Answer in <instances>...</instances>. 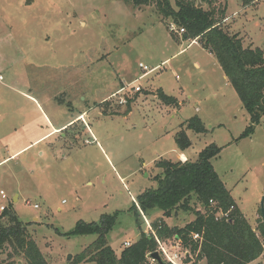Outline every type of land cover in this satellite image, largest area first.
I'll use <instances>...</instances> for the list:
<instances>
[{"label":"rangeland","instance_id":"374dc122","mask_svg":"<svg viewBox=\"0 0 264 264\" xmlns=\"http://www.w3.org/2000/svg\"><path fill=\"white\" fill-rule=\"evenodd\" d=\"M170 1L175 6V0ZM221 3L227 4L230 32L238 34L244 46L264 50V0ZM140 64L153 70L145 74ZM0 76V190L48 264H96L75 259L97 238L68 235L80 221L98 222L119 211L108 241L120 253L141 230L150 233L157 218L170 226L195 218L193 212L182 211L168 218L154 208L147 215L140 212L139 228L134 214L138 195L158 185L155 177L162 170L156 162L180 160L176 135L194 115L208 131L185 130L192 142L188 159L196 161L212 144L221 147L213 165L257 230L264 207V114L254 133L243 136L251 115L217 59L198 42L190 44L172 32L154 5L0 0ZM123 86L127 91L120 96L131 98L129 112L127 102L119 104L112 96ZM136 86L142 91L136 92ZM158 88L180 105L160 100ZM32 97L41 100L56 124L87 110L95 136L78 122L46 145L19 151L41 130L50 129ZM176 242L164 246L174 252L171 245ZM197 254L195 262L188 258L186 264H197ZM2 257L6 259L7 252ZM13 260L29 264L24 255ZM259 262L264 263V253L254 264Z\"/></svg>","mask_w":264,"mask_h":264},{"label":"trees","instance_id":"16d2710c","mask_svg":"<svg viewBox=\"0 0 264 264\" xmlns=\"http://www.w3.org/2000/svg\"><path fill=\"white\" fill-rule=\"evenodd\" d=\"M124 1L136 7L154 5L163 21L167 24L175 22L183 27L184 38L198 39L203 48L213 54L243 107L251 115L252 124L243 136L253 134L264 114V50L244 46L242 38L229 31L224 24L227 4L223 5L221 0H175V6L170 0ZM199 1L201 7L198 6ZM253 1L244 0V4ZM155 95L167 105H180L176 97L166 94L161 88ZM127 103L129 112L130 97ZM186 129L197 133L208 131L198 115L183 122L176 135V143L181 151L192 145ZM220 152L221 147L212 144L200 153L196 161L158 160L156 166L162 172L155 177L157 187L140 193L135 202L134 214L139 228L140 212L147 215L154 208L161 209L164 217L168 218L178 211L193 212V220L183 226H170L163 217L157 218L152 221L150 233L141 230L140 237L120 253L108 241V234L114 229L119 211L113 215H103L98 222L80 221L68 235L96 234L97 238L76 256V261L159 264L150 258V254L157 251L159 241L167 243L171 240H180L184 247L193 253L198 252L197 260L206 259V264H250L258 260L264 253V211L255 230L213 165L212 160ZM225 213L228 214L225 216ZM193 233H199L201 241H195ZM6 252L5 259L2 255ZM18 255H24L29 264H48L25 223L9 206L0 214V264H14L13 258Z\"/></svg>","mask_w":264,"mask_h":264},{"label":"built area","instance_id":"2783aa9c","mask_svg":"<svg viewBox=\"0 0 264 264\" xmlns=\"http://www.w3.org/2000/svg\"><path fill=\"white\" fill-rule=\"evenodd\" d=\"M169 29L173 32H176L178 34H184L185 32V29L183 27H179L176 28V23L175 22H170L169 23ZM140 67L146 71V73H148L149 71L153 70V69H149L148 66L146 65H143V64H140ZM159 67V66H158ZM0 79H2V76H0ZM134 90L136 92H139V91H142V87L140 86H136L134 87ZM127 91V87H123L121 88L118 92L114 93L112 96L114 97H118L119 99V104H124L127 102V98H124L123 96H120V94H122L123 92ZM9 200H8V195L6 194V192L1 189L0 190V214H2L6 209L9 208V204L7 203ZM212 202V200H211ZM38 205H35V207H37ZM228 213H225V216L227 215ZM193 239L195 241H201V236L199 233H193L192 235ZM131 243L129 241H126L125 242V245L126 246H129ZM166 245L167 246V243H163L161 241H159V249H157V251H159L161 253V255L165 258V260L167 262H170L171 264H186V259L188 260V258H191V261L192 260H195L193 258V253L186 247H184L181 243L180 240H178V242H176L175 244H172L171 246L174 248V252L172 251H168L166 248ZM176 250V251H175ZM190 261V262H191ZM193 262V261H192Z\"/></svg>","mask_w":264,"mask_h":264},{"label":"crops","instance_id":"0c3cea01","mask_svg":"<svg viewBox=\"0 0 264 264\" xmlns=\"http://www.w3.org/2000/svg\"><path fill=\"white\" fill-rule=\"evenodd\" d=\"M224 24H225V26H227L228 25V16L225 18V20H224ZM228 27V26H227ZM229 29V28H228ZM229 31H230V29H229ZM195 42H198L200 45H201V43L199 42V40L198 39H194V40H190V44L191 43H195ZM202 46V45H201ZM202 48H203V46H202ZM184 49L185 48H183V49H181L180 51H184ZM205 49V48H204ZM206 50V49H205ZM207 52H209L208 50H207ZM210 53V52H209ZM210 54H212V53H210ZM213 55V54H212ZM165 61H167V59L165 60ZM164 61V62H165ZM195 65L196 66H199V64L197 63V62H195ZM156 68H159L158 67V65L156 66ZM155 69V68H154ZM226 76V75H225ZM226 79L228 80V78L226 77ZM229 81V80H228ZM123 87H125V86H123ZM122 87V88H123ZM143 89V88H142ZM120 90V89H119ZM118 89L116 90L117 92L119 91ZM139 92H141V91H139ZM113 94H114V92H113ZM112 94V95H113ZM82 96V95H81ZM45 98H47L46 100H50L49 98L51 97H49V96H44ZM83 97V96H82ZM34 100H35V102H37V104L39 105L38 107L40 108V110L42 111L43 110V112H44V114H45V116H46V118H47V120H48V123H49V131L48 132H44V133H42V130L39 132V134H37V136H35V138L28 144V145H26V146H24L22 149H20L19 151H22V150H24V149H26L28 146H30V145H36V146H38V145H46V141H48L49 140V138L50 137H52L53 135H56V134H58V133H62V132H65L70 126H73V125H75V124H77L78 122H81V123H83L84 124V126H85V128H86V130H88L89 132H91L92 134H93V136H95V132L93 131V129L92 128H90V125L88 124V122H87V120H86V113H87V110H84V111H81V112H77L78 114L76 115V116H74L73 118H71V119H69V120H66L65 122H63L62 124H56L53 120H52V118L47 114V112H46V109L42 106V102H41V100L39 99V98H35V97H32ZM84 98V97H83ZM67 135V134H66ZM65 135V136H66ZM18 152V151H17ZM16 152V153H17ZM16 153H14V154H12V155H15ZM178 157H179V159L180 160H182V161H186L187 159H188V156H187V152H186V150L185 151H181L180 153H179V155H178ZM1 163V162H0ZM18 195H16L15 196V200L16 199H18ZM170 218V217H169ZM194 219V218H193ZM193 219H191V220H193ZM191 220H189V221H191ZM188 221V222H189ZM169 224V223H168ZM254 228V227H253ZM255 229V228H254ZM256 230V229H255ZM200 261H205V263H206V259H201V260H199L198 262H197V264L200 262ZM193 262H195V261H193ZM192 262V263H193ZM255 263V261H253V262H251L250 264H254ZM189 264H191V262L189 263Z\"/></svg>","mask_w":264,"mask_h":264},{"label":"water","instance_id":"95a60500","mask_svg":"<svg viewBox=\"0 0 264 264\" xmlns=\"http://www.w3.org/2000/svg\"><path fill=\"white\" fill-rule=\"evenodd\" d=\"M202 3L199 1L198 3V6L201 7ZM264 206V197L262 199V207ZM263 211H264V207L262 208ZM72 258V255L69 256V260ZM150 258L153 260V261H156L158 262L159 264H167L166 260L163 258V256L161 255V253L159 251H155V252H152L150 254Z\"/></svg>","mask_w":264,"mask_h":264}]
</instances>
